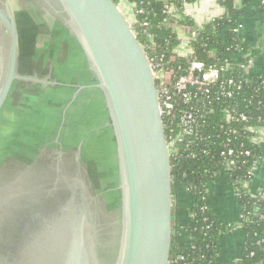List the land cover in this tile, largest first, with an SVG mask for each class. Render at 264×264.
<instances>
[{
    "label": "water",
    "instance_id": "obj_1",
    "mask_svg": "<svg viewBox=\"0 0 264 264\" xmlns=\"http://www.w3.org/2000/svg\"><path fill=\"white\" fill-rule=\"evenodd\" d=\"M55 1L77 51L74 67L94 80L79 83L73 100L89 89L104 103L116 186L108 190V173L98 174L94 165L83 177L74 168L66 176L41 156L14 155L15 169H0V264H173L172 164L145 49L113 0ZM0 24L9 38L7 57L0 43L1 140L24 133V106H6L13 84L40 81L16 73L17 32L9 7L0 9ZM111 230L117 247L109 257Z\"/></svg>",
    "mask_w": 264,
    "mask_h": 264
},
{
    "label": "flooded vegetation",
    "instance_id": "obj_2",
    "mask_svg": "<svg viewBox=\"0 0 264 264\" xmlns=\"http://www.w3.org/2000/svg\"><path fill=\"white\" fill-rule=\"evenodd\" d=\"M7 7L14 17L17 43L18 23L23 28L32 25L36 33L35 41L21 50L18 48L16 73L40 82L19 80L13 84L6 106L16 109L19 105L24 106L25 115L21 116L24 133L22 130L15 136L4 135L0 144V162H5L0 165V169H15L14 155L31 153V156H41V161L45 158L54 170L58 167L66 176H71V169L74 168L83 177L85 169L93 162L90 158L97 149L94 139L100 140L98 135H106L107 147L111 154L114 152L103 100L99 93L89 89L81 91L80 98L73 100L79 83L87 86L94 84V80L83 73L84 69L79 68L80 65L74 67L77 51L57 13L55 0H0V9L4 11ZM0 43L4 49L3 55L7 57L9 38L1 24ZM73 72L75 76L76 73L79 74L80 80ZM29 96L32 98L27 100ZM7 114H11L9 110L4 112V115ZM13 118L10 116V120L15 122ZM22 135L24 142L20 144ZM76 154L80 156L79 162ZM94 158L101 162L102 154ZM34 160L31 157L30 163ZM108 163L110 170L106 188L110 190L116 186V175L110 165L112 160ZM90 179L93 185L91 176ZM110 236L109 257L117 247L115 230L110 231Z\"/></svg>",
    "mask_w": 264,
    "mask_h": 264
},
{
    "label": "built area",
    "instance_id": "obj_3",
    "mask_svg": "<svg viewBox=\"0 0 264 264\" xmlns=\"http://www.w3.org/2000/svg\"><path fill=\"white\" fill-rule=\"evenodd\" d=\"M163 1L167 27L176 34L178 43L170 52H158L154 35L144 31L147 43L143 47L145 52L148 51L146 55L159 91V113L167 135L171 161L179 155L196 159L199 156H213L212 153L217 152L224 165L220 168L218 179L224 175L227 181L232 179L229 186L236 198L241 193L250 195L246 184L254 178L258 162L243 179L232 178L231 172L233 168L240 169L252 155L251 146L264 148V125L248 126L249 118L243 112H238L232 100L257 70L254 55L246 47L235 55V62L226 59L219 62L214 52L207 54L209 64L199 60L192 42L198 38L205 25L200 29L192 28L187 20L191 18L185 8L179 13L173 4L167 3L168 0ZM117 6L124 15L126 7L130 10L128 5L122 3ZM140 13V10L134 12ZM125 17L134 32L132 20ZM169 19H172L171 22ZM239 29L240 24L233 27L232 32L238 35ZM185 32L187 34L184 35ZM248 134H251L247 136L251 146L233 143L237 137ZM221 135L226 138L218 148L215 141ZM176 186H182L189 193L185 186ZM207 199H204L206 203ZM238 219L243 229L246 218L239 215ZM172 262L178 264L182 258L178 257Z\"/></svg>",
    "mask_w": 264,
    "mask_h": 264
},
{
    "label": "trees",
    "instance_id": "obj_4",
    "mask_svg": "<svg viewBox=\"0 0 264 264\" xmlns=\"http://www.w3.org/2000/svg\"><path fill=\"white\" fill-rule=\"evenodd\" d=\"M116 5L122 3L128 5L132 11L131 22L134 32L143 46L147 43L146 33L154 35V41L158 52H170L178 43L176 34L168 29L165 21L163 0H113ZM197 0H168L167 3L174 5L177 12H181L187 4ZM226 13L220 20H214L206 24L199 32L198 38L192 42L196 56L199 60L209 64L207 54L214 52L219 62L228 60L235 62L238 51L245 50L247 45L239 35L232 32V28L240 24L243 14L242 8L235 6L236 0H216ZM243 7L254 8L257 12L264 13V0H239ZM134 10V11H133ZM140 10V14H134ZM172 19H169L171 22ZM192 25V20L187 19ZM167 41V43H166ZM205 45V47H202ZM229 50V51H228ZM148 53V51L146 50ZM254 55V52H251ZM238 112H243L249 118L248 126L264 125V63L257 67L256 72L251 74L244 84L243 90L232 100ZM240 127V126H239ZM249 135L237 137L233 142L235 145L248 142ZM215 142L216 147L226 137L219 136ZM252 155L246 160L240 169L233 168L232 178L243 179L254 164L264 157V149L251 146ZM217 152L213 156H199L196 159L179 155L172 158L173 193L176 185H183L189 190L191 222L182 229L187 236L186 245H182L175 233L173 239L171 257L173 260L182 258V264H216L220 253L218 243L219 235L228 231L222 223L215 219L210 213L206 200L208 193L206 187L218 180L220 168L224 167L223 161ZM215 176H213V174ZM232 180V179H231ZM231 180L227 181L228 185ZM203 198V199H202ZM238 214L246 218L243 223L244 241L240 257L234 264H264V186L256 194L251 196L241 193L236 198ZM205 207V209H204ZM206 218V220H204Z\"/></svg>",
    "mask_w": 264,
    "mask_h": 264
},
{
    "label": "crops",
    "instance_id": "obj_5",
    "mask_svg": "<svg viewBox=\"0 0 264 264\" xmlns=\"http://www.w3.org/2000/svg\"><path fill=\"white\" fill-rule=\"evenodd\" d=\"M236 8H242L238 35L246 43L248 52H254V65L260 67L264 63V13L257 12L254 8L243 7L239 0L235 1ZM129 10V8H128ZM192 28H202L209 21L220 20L226 13L225 9L216 0H197L186 5ZM187 34L186 32L184 35ZM264 149V148H263ZM264 186V157L255 168V176L246 184V190L251 196ZM207 204L210 213L228 228V231L219 235L218 243L221 248L216 259V264H234L242 252L244 241L243 229L238 219L236 195L227 183V177L221 176L216 182L208 185ZM190 194L181 186H176L174 194V231L178 233L179 242L186 245L187 236L182 229L191 222ZM181 206V208H180ZM180 210L182 212L180 213Z\"/></svg>",
    "mask_w": 264,
    "mask_h": 264
},
{
    "label": "rangeland",
    "instance_id": "obj_6",
    "mask_svg": "<svg viewBox=\"0 0 264 264\" xmlns=\"http://www.w3.org/2000/svg\"><path fill=\"white\" fill-rule=\"evenodd\" d=\"M190 4H193V3H190ZM190 4H187V6ZM125 16L129 17V19H131V17H132V11L128 10V7H126V9H125ZM18 22H19V20H18ZM17 30H18V48L20 50L23 49L24 47H26L29 43L35 41V37H36L35 34L36 33H35L32 25L29 24V26H26V28H23V27H21V23H18ZM97 137L100 140H97V138L94 139V141L97 144V149L92 152L93 157H91L90 160H93V162H91V165H94L98 174L105 173V172L108 173V171L110 170V166H109L108 161L110 162V156L112 154H111L109 148L107 147L106 135L103 136L101 134V135H98ZM1 141H3V139H1L0 142ZM3 153H5V152H3ZM99 154H103L101 162H98V160L94 158V157H96V155H99ZM233 193H234V191H233ZM180 208H181V206H180ZM181 212H182V210H180V213Z\"/></svg>",
    "mask_w": 264,
    "mask_h": 264
}]
</instances>
